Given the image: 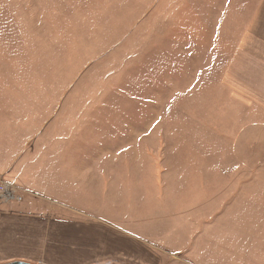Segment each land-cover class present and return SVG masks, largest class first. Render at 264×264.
I'll list each match as a JSON object with an SVG mask.
<instances>
[{"label": "rangeland", "instance_id": "rangeland-1", "mask_svg": "<svg viewBox=\"0 0 264 264\" xmlns=\"http://www.w3.org/2000/svg\"><path fill=\"white\" fill-rule=\"evenodd\" d=\"M262 5L0 0V103H28L48 140L60 136L63 159L66 151L76 157L82 190L93 196L110 187L111 200L126 197L128 222L130 213L152 214L177 247L184 229L197 227L199 168L219 166L216 151L246 149L232 140L247 132L240 122L264 118L263 94L241 91L264 78ZM248 36L251 50L242 42ZM255 134L264 147V126ZM119 182L125 188L114 190ZM99 202L76 205L96 214ZM104 206L120 215L118 203ZM174 250L171 264H187Z\"/></svg>", "mask_w": 264, "mask_h": 264}, {"label": "crops", "instance_id": "crops-1", "mask_svg": "<svg viewBox=\"0 0 264 264\" xmlns=\"http://www.w3.org/2000/svg\"><path fill=\"white\" fill-rule=\"evenodd\" d=\"M262 7L264 14V0ZM243 41L251 50L254 37ZM241 91L264 96V78L255 81L254 90ZM261 104L264 108L263 101ZM26 108L28 103H0V179L13 183L22 197V202L0 201V251L6 253L0 264H35V260L50 264H171L179 258L177 247L187 264H264V147L256 144L254 135L255 126H264V118L247 116L240 122L248 126L247 132L237 133L232 140L246 141V149L233 145L236 150L225 151L227 154L216 151L214 156L219 159L221 154V164L199 168L197 227L184 229L182 244L173 248L164 239L167 232L153 226L158 221L152 214L140 217L133 210V219L127 221L122 214L127 209L126 197L121 204L116 202L121 199L111 200L115 191L110 187L93 196L82 190L74 154L68 158L66 151L63 159L64 152L57 147L60 136L48 140L45 121ZM116 188L125 185L119 182ZM117 196L121 198L119 193ZM90 199L100 200L96 214L76 205L78 200L89 203ZM116 203L119 216H111V210L102 207ZM143 218L149 220L148 225L138 227Z\"/></svg>", "mask_w": 264, "mask_h": 264}, {"label": "built area", "instance_id": "built-area-1", "mask_svg": "<svg viewBox=\"0 0 264 264\" xmlns=\"http://www.w3.org/2000/svg\"><path fill=\"white\" fill-rule=\"evenodd\" d=\"M0 201L5 203L22 202V197L17 193L14 184L0 179Z\"/></svg>", "mask_w": 264, "mask_h": 264}, {"label": "water", "instance_id": "water-1", "mask_svg": "<svg viewBox=\"0 0 264 264\" xmlns=\"http://www.w3.org/2000/svg\"><path fill=\"white\" fill-rule=\"evenodd\" d=\"M10 264H28V263H24V262H13V263H10Z\"/></svg>", "mask_w": 264, "mask_h": 264}]
</instances>
